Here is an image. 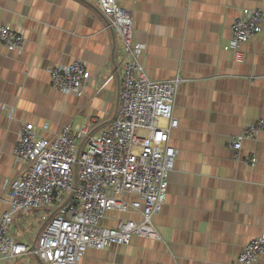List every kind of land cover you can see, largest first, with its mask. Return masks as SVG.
<instances>
[{
	"label": "crops",
	"instance_id": "1",
	"mask_svg": "<svg viewBox=\"0 0 264 264\" xmlns=\"http://www.w3.org/2000/svg\"><path fill=\"white\" fill-rule=\"evenodd\" d=\"M118 1L132 13L147 76L180 78L178 125L169 136L176 158L165 202L153 217L159 237L89 248L77 264H236L264 227V130L237 151L228 145L247 125L264 119V26L239 45L240 59L225 46L239 11H264V0ZM2 24L20 30L25 42L13 50L0 45V215L7 207L6 183L23 168L12 152L21 126L33 123L46 137L68 122L104 129L123 79L121 41L89 0H0ZM74 60L92 70L80 96L60 92L50 79L53 66ZM251 156L253 166L245 162ZM50 214L49 208L20 212L15 236L34 243L41 218ZM118 218L137 220L139 214L111 210L100 224L113 228ZM0 264L45 263L28 253ZM256 264H264V255Z\"/></svg>",
	"mask_w": 264,
	"mask_h": 264
},
{
	"label": "built area",
	"instance_id": "2",
	"mask_svg": "<svg viewBox=\"0 0 264 264\" xmlns=\"http://www.w3.org/2000/svg\"><path fill=\"white\" fill-rule=\"evenodd\" d=\"M106 18L120 41L122 82L111 123L92 130L91 122L63 124L52 137L33 123L21 126L12 152L23 168L6 183L7 207L0 215V262L34 253L45 264H77L87 249L128 245L133 236L158 238L153 223L165 202L175 149L169 145L177 127L174 103L180 78L151 80L142 61L144 45L134 36L133 16L118 0H89ZM264 11L243 8L231 26L230 49L240 59V44L263 32ZM24 34L9 24L0 25V45L20 49ZM92 78L87 62L74 60L50 69L52 86L80 96ZM166 121V125H162ZM264 119L247 125L228 142L234 150L245 139H256ZM234 157L239 159V154ZM253 166L256 157L245 160ZM127 193L137 199L128 201ZM49 208L34 243L14 234V219L24 211ZM134 211L137 220L118 218L116 226L100 220L108 211ZM264 255V227L236 257V264H256Z\"/></svg>",
	"mask_w": 264,
	"mask_h": 264
},
{
	"label": "rangeland",
	"instance_id": "3",
	"mask_svg": "<svg viewBox=\"0 0 264 264\" xmlns=\"http://www.w3.org/2000/svg\"><path fill=\"white\" fill-rule=\"evenodd\" d=\"M40 210V209H39Z\"/></svg>",
	"mask_w": 264,
	"mask_h": 264
}]
</instances>
